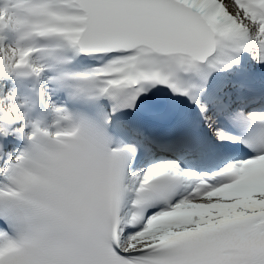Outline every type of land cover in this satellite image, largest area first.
Returning <instances> with one entry per match:
<instances>
[{"label":"snow or ice","instance_id":"6c2138e0","mask_svg":"<svg viewBox=\"0 0 264 264\" xmlns=\"http://www.w3.org/2000/svg\"><path fill=\"white\" fill-rule=\"evenodd\" d=\"M0 264H264V0H0Z\"/></svg>","mask_w":264,"mask_h":264}]
</instances>
